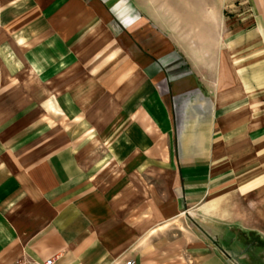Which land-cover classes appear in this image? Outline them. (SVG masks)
<instances>
[{
    "label": "crops",
    "instance_id": "1",
    "mask_svg": "<svg viewBox=\"0 0 264 264\" xmlns=\"http://www.w3.org/2000/svg\"><path fill=\"white\" fill-rule=\"evenodd\" d=\"M53 255L264 264V0H0V264Z\"/></svg>",
    "mask_w": 264,
    "mask_h": 264
},
{
    "label": "rangeland",
    "instance_id": "2",
    "mask_svg": "<svg viewBox=\"0 0 264 264\" xmlns=\"http://www.w3.org/2000/svg\"><path fill=\"white\" fill-rule=\"evenodd\" d=\"M190 225L193 226L194 222H192V224H190ZM234 230H235V232L232 233V235L229 234V236H232L234 239V243L232 242L233 245L229 249V251L233 255L241 256L242 253H244V251H245L244 247L245 246H243V242H247V243H249V245L254 246V247L258 246V237L256 235L257 234L256 232L251 233V234H254L252 236V235H250L248 229L242 228L240 226H235ZM244 234H246V235H244ZM227 245H229V244L224 243L222 247L227 249ZM255 262H257V260ZM235 264H238V263L236 262Z\"/></svg>",
    "mask_w": 264,
    "mask_h": 264
},
{
    "label": "built area",
    "instance_id": "3",
    "mask_svg": "<svg viewBox=\"0 0 264 264\" xmlns=\"http://www.w3.org/2000/svg\"><path fill=\"white\" fill-rule=\"evenodd\" d=\"M57 255L47 257L43 260H33L27 257H19L12 261L10 264H55ZM125 264H132L131 261H127Z\"/></svg>",
    "mask_w": 264,
    "mask_h": 264
}]
</instances>
